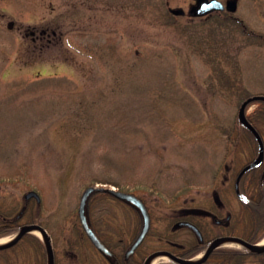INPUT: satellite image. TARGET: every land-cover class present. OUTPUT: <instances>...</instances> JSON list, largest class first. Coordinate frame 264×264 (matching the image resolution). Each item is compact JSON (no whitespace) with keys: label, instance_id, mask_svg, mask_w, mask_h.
Segmentation results:
<instances>
[{"label":"rangeland","instance_id":"374dc122","mask_svg":"<svg viewBox=\"0 0 264 264\" xmlns=\"http://www.w3.org/2000/svg\"><path fill=\"white\" fill-rule=\"evenodd\" d=\"M237 1L235 12L192 16L195 0H0V226L26 206L21 223L36 217L56 247L67 238L78 251L91 185L147 206L202 200L226 174L234 185L257 144L239 109L264 94V0ZM246 113L264 135L263 102ZM127 206L106 192L88 202L115 250L138 220Z\"/></svg>","mask_w":264,"mask_h":264},{"label":"flooded vegetation","instance_id":"af4514ba","mask_svg":"<svg viewBox=\"0 0 264 264\" xmlns=\"http://www.w3.org/2000/svg\"><path fill=\"white\" fill-rule=\"evenodd\" d=\"M256 126L263 136V157L258 163L251 165L261 153V146L253 131L248 130V134L254 136L257 144L251 139L252 155L246 157L241 169L238 173L235 172L234 185L231 184V177L226 174L218 190L206 191L202 200L187 198L182 206H147L139 197L146 205L144 207L149 214L150 225L143 240L133 251L128 250L143 229L144 215L141 206L132 201L121 200L132 205L127 207L135 212L136 218L138 217L127 230L123 250H115L101 237L87 206L89 223L110 252L100 250L93 243L79 219V244L83 249L70 250L71 244L67 238L62 247H56L51 236L52 258L43 240L32 233L34 240L29 251L10 252L13 261L8 262L5 255L0 254V264H148L150 256L158 251H165L167 259L155 264H192L191 261L195 264H264V243L259 245L264 240V203L261 204V198L264 196V135L260 126ZM247 165L251 166L241 172ZM227 168L231 167L228 165ZM232 187L236 194L241 191L249 200L243 198L236 206L232 199L229 200ZM175 199L179 200V197ZM157 207H167L169 212L160 215L162 219L154 223L153 216L156 215ZM23 208L13 218L2 216L4 221L3 226H0V238L25 224L20 222V218L26 214V206ZM29 223L42 225L50 234L47 226L36 217ZM123 239L125 238L121 237V240ZM229 239L241 242L242 246L223 244L224 240ZM87 241L94 247V251L84 249ZM149 243L152 244L150 247Z\"/></svg>","mask_w":264,"mask_h":264},{"label":"water","instance_id":"95a60500","mask_svg":"<svg viewBox=\"0 0 264 264\" xmlns=\"http://www.w3.org/2000/svg\"><path fill=\"white\" fill-rule=\"evenodd\" d=\"M237 0H227L226 3H224L222 0H196L195 3H193L190 8H189V14L192 16H197V15H204L206 13H209L210 11L216 10V9H225L227 8L230 11H236L237 9ZM170 10L175 13V14H184L185 13V9L183 7H170ZM255 99H263L264 100V95L260 94V95H254L249 97L248 99H246L240 106V110H239V117L240 120L249 128H251L257 135V137L260 140L261 143V153L259 155V157L256 159L255 162H253L251 165L258 163L262 157H263V140L261 139L259 133L256 131L255 127L253 126V124L248 120L247 115H246V107L249 104V102H251L252 100ZM250 165V166H251ZM247 166L246 168L250 167ZM245 168V169H246ZM245 169L242 171L244 172ZM96 190H105L107 192H110L111 194H113L114 196H116L119 199L125 200V201H132L134 202L137 206H141L143 215H144V226L143 229L141 231V233L139 234L138 238L135 240V242L133 243V245L131 246V248L128 250L129 252L133 251L138 245L139 243L143 240L145 234L147 233L148 229H149V225H150V218H149V214L146 210V208L144 207L145 204L141 201V199L139 197H137L135 194L133 193H129V192H125L122 190H116L113 188H103V187H97L94 185H91L89 187H87L81 197L80 200V205H79V215H80V219L82 221V224L85 228V230L87 231L88 235L90 236L91 240L93 241V243L102 251L105 252H110L109 248L102 242V240L99 238V236L97 235V233L94 231V229L91 227L88 217H87V212H86V207H87V202H88V198L90 196V194ZM32 196H34L38 201L41 200V197L39 195V193L36 190H29L28 192L25 193V198L29 199ZM34 229L39 230L45 241L46 244L48 246L49 252H51V257L53 258L52 255V244H51V239L50 236L47 232V230L39 225V224H27L25 226H23L21 229H19V231H17L16 236L9 242L4 243V244H0V248L3 247H7L10 246L12 244H14L15 242H17L25 233L33 231ZM252 247L257 248V246L251 244ZM262 249V248H261ZM165 251H158L154 254H152L150 256V258H152L153 256H155L158 253H164ZM150 258L148 260H150ZM192 264H195V262H192Z\"/></svg>","mask_w":264,"mask_h":264},{"label":"trees","instance_id":"16d2710c","mask_svg":"<svg viewBox=\"0 0 264 264\" xmlns=\"http://www.w3.org/2000/svg\"><path fill=\"white\" fill-rule=\"evenodd\" d=\"M264 105V103H263ZM250 120L254 123V122H258L257 120V115L256 113L253 114V116L250 117ZM108 193V192H106ZM264 203V196L261 198V204ZM264 205V204H263ZM27 237H32L33 238V234L32 233H27L25 234L19 241H17L16 243L7 246V247H3L0 248V254L5 255V260L8 262L10 260L13 261L12 258H10L12 255H10V252H14V251H19V250H24V251H29L31 249V245L33 244V241H31L30 243L27 242L26 238Z\"/></svg>","mask_w":264,"mask_h":264},{"label":"bare ground","instance_id":"6f19581e","mask_svg":"<svg viewBox=\"0 0 264 264\" xmlns=\"http://www.w3.org/2000/svg\"><path fill=\"white\" fill-rule=\"evenodd\" d=\"M15 237L14 234L12 235H9V236H5L3 238H0V244H3L5 242H8L10 240H12L13 238ZM264 243V240L259 244V245H262ZM223 244H227V245H234V246H242V243L237 241V240H233V239H229V240H224L223 241ZM167 259V255L165 254H157L155 256H153L148 264H155L159 261H162V260H166Z\"/></svg>","mask_w":264,"mask_h":264}]
</instances>
